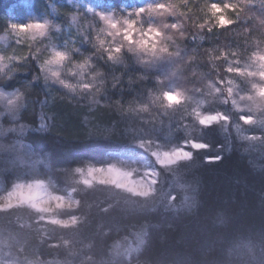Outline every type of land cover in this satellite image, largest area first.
<instances>
[{"label":"trees","instance_id":"trees-1","mask_svg":"<svg viewBox=\"0 0 264 264\" xmlns=\"http://www.w3.org/2000/svg\"><path fill=\"white\" fill-rule=\"evenodd\" d=\"M163 2L171 5L176 15L146 16L144 23H177L178 29L168 30L173 39L167 44L170 51L186 49L184 61L174 66L161 60L149 67L154 58L147 56L143 64L125 58L122 64L109 62L103 67L97 66L96 60L84 69L73 66L72 71L82 73L79 79L84 82L92 81L94 74L97 87L99 80H104L97 105L89 102L87 93L45 89L42 81L33 86L31 61L20 57L34 52L32 44L43 37L32 31L14 32L7 26L45 19L59 24L60 32L54 35L60 43L79 50L75 58L79 65L91 55L90 46L84 44V36L91 30L79 12L87 7H139L147 0H0V90L11 92L16 86L28 93L22 118L5 110L7 99L0 101V196H6L16 182L42 180L52 195L78 201L72 210L41 212L23 202L30 200L21 199L11 210L0 212V264H264V142L242 141L231 128L206 129L198 138L210 147L192 150L197 159L191 163L182 160L170 168L160 167L162 191L148 199L128 196L116 180L105 184L86 171H74L119 164L130 172L129 179H146L149 170L158 165L136 141L164 140L169 126L175 128L184 111H166L159 101L148 100L147 90L154 78L175 70L183 88L199 87L206 92L207 83L218 75L213 64L220 75L227 67L223 59L216 60L221 53H228L233 63H248L253 53L264 52V0ZM212 3L238 5L235 12L232 8L223 12L234 24L217 26L209 11ZM69 12H76L74 21L68 20ZM62 67L63 63L54 65L52 70ZM9 80L11 84L4 88ZM66 82L76 84L77 77ZM236 83L248 87L245 82ZM46 97H55L43 105L44 113L52 119L47 129H41V101ZM193 98L206 100L205 108L230 107L214 96L197 94ZM133 100L148 103L149 110L126 111L138 106ZM114 110L125 115L117 118ZM85 115L89 116L87 126L82 122ZM112 120L115 125L106 123ZM21 125L25 126L22 132ZM183 139L182 131H174L167 142L171 147ZM219 156L224 159L203 162L204 157ZM156 186L161 188L160 183ZM73 216L81 218L75 227L52 223Z\"/></svg>","mask_w":264,"mask_h":264},{"label":"snow or ice","instance_id":"snow-or-ice-1","mask_svg":"<svg viewBox=\"0 0 264 264\" xmlns=\"http://www.w3.org/2000/svg\"><path fill=\"white\" fill-rule=\"evenodd\" d=\"M250 2V0H249ZM238 5L232 3H212L209 11L211 12L212 17L215 18V23L221 28H227L234 24L232 19H226L223 12L229 8H232L235 12ZM139 12L143 17L145 15L153 18H163L165 16L171 15L175 16L176 13L171 5H167L163 0H147V3L144 6L134 7L133 13ZM236 15L239 16V12H236ZM75 19V17H74ZM49 20L41 21H29L26 23H11L7 27L11 31L24 33L27 31H32L40 36L44 35L49 28ZM132 29L135 28L134 22H131ZM157 23L153 22V27L149 28L145 34V42L142 46L145 51L150 53V56L153 57L152 65L161 60H167L172 65L176 66L177 61H184L185 56H187V50H180L177 48L176 51H170L167 46L157 47V41L159 36L157 35L158 29L155 27ZM168 30L178 29L177 23L166 24ZM204 27V25H200ZM131 31V29H130ZM211 31V29H209ZM181 35L183 33L181 32ZM130 39L134 41V35L130 36ZM103 43V41H101ZM108 56H111L112 64H122L124 63L123 56L126 55L123 53L121 48H110ZM228 53H221L220 56L216 57V60L223 59V64H226L227 67L224 70V74L220 75V69L213 64V69L218 73L215 81H209L206 85L207 91L205 92L202 88L198 94L200 96H214L219 99L223 105H229L228 110L221 108H205L204 99H194L191 96L186 97V88H183L180 81L177 79L178 72L175 70L168 71L161 76L154 78V84L152 88L147 90L148 100L151 102L159 101L162 106L167 111L168 109L175 110L179 108L183 102L188 99L192 101V106L184 107L183 115L181 122L173 128L171 125L168 128L167 135L164 140L153 141L151 139L137 140L136 143L138 147L147 151L149 155L162 167L170 168L173 164L179 163L182 160L190 159L194 155V151H199L210 147L203 139L198 138L202 137L206 129H210L213 126H219L224 131H228L229 128L234 129L238 139L248 142H264V64H261V61H264V52L253 53L249 57L248 63H233L228 60ZM231 55H236V53H231ZM65 54L64 52H54L49 60L51 65H61L64 63ZM24 60L25 58L20 57ZM191 59V57H189ZM89 64L88 60H85L83 63L78 65V68L84 69L86 65ZM223 66V65H222ZM250 69H255V71H250ZM49 71L55 77L56 73ZM100 74L97 72V76ZM79 76H82V73H79ZM226 76L231 78L226 79ZM146 79V77H143ZM79 85L80 88H84L86 91L80 92L78 90L77 84L68 83L64 80L60 81L61 86L66 90L68 94L81 95L87 93L89 102L91 104H99V94L101 93L104 80H99V87L93 86L94 81L84 82ZM96 80V79H95ZM245 82L248 87H241V84L238 85L236 81ZM115 86V84L113 85ZM195 90V89H193ZM243 93V94H241ZM11 97V99H8ZM4 99L8 100L9 111L17 110L23 104V98L18 93H6L3 90H0V101ZM55 97L45 98L41 101L42 111L39 116V126L41 129H47L48 121L52 119L51 115H47L43 111V105L52 102ZM117 104L120 102L117 101ZM131 103L137 104V107H129L126 111H139L147 112L148 103L133 100ZM194 105V106H193ZM190 109V110H189ZM251 129H259V133L251 132ZM13 131L15 129H12ZM25 126L21 125L20 131H24ZM174 131H182L184 133V139L180 144L173 145L169 147L167 141H170L172 133ZM197 135H193V133ZM251 133V135H245V133ZM155 143V148L153 144ZM218 157H209L210 160L217 159ZM75 173L81 174L86 171L87 175L92 173L103 172V176L97 177L98 179H104L105 177H129L130 172L122 169L119 164H111L103 166L100 168L89 166L86 170L81 168H76ZM83 182L85 185L89 181L84 178ZM108 182H114L109 180ZM118 187L124 188L129 191L137 192V189H129L127 184H117ZM183 187V185H180ZM31 192L33 196L38 195H47L51 199L61 201L63 198L60 196H52L48 190V185L42 180H33L31 182H16L11 190L6 194V196L0 198L3 200V203H0V212H6L12 209L14 204L21 203L15 199L21 193ZM151 192V189L145 187L142 192H139L142 196H148ZM71 199V196H69ZM29 203L33 209L39 210L41 212H47V209L42 208L40 203L34 201H23ZM78 204V201L72 200V207L75 208ZM41 220L44 219L43 216L40 217ZM80 217L73 216L70 219H55L52 221L56 226L68 228L75 227L80 220Z\"/></svg>","mask_w":264,"mask_h":264},{"label":"clouds","instance_id":"clouds-1","mask_svg":"<svg viewBox=\"0 0 264 264\" xmlns=\"http://www.w3.org/2000/svg\"><path fill=\"white\" fill-rule=\"evenodd\" d=\"M129 9H131V11H129ZM133 9L134 7L126 8L123 6L104 8L103 10H99L93 7H87L86 11L78 13L84 21H87L91 30L89 34L84 36V44L90 46L87 50L89 51V53H91V55L85 57V60L89 61V67L92 66L90 63L92 60H96L97 66L99 67L109 66V61H111L112 57L108 56L107 53L110 48H121L123 50V53L126 54L123 56V60L125 58H132L138 64H143L145 62V57L150 56V53L148 51H145L142 46L145 42V34L147 30L149 28H152L154 25L152 22H149L147 25H145L144 17H146L147 15L142 17L139 12L133 13ZM74 13L76 12L67 13L68 20L70 17L73 21L76 19V15ZM239 18L240 17L237 16V19ZM130 21L134 22V29H132V24L130 23ZM93 25H95L94 28ZM155 27L159 30L157 35L160 37L157 41V47H168L167 42L173 39V33H170L168 31L166 24H156ZM54 32H60L59 24H53V22L50 21L48 30L45 32L44 35L41 36L43 37V40L33 43L32 48L34 49V52H31L30 55L25 58L30 59L32 64V85L35 86L37 83H41L42 81L41 86L45 89L49 87H59L64 89L61 86L60 81H67L69 80V77L76 76L78 81L76 83L78 85V90L80 92L86 91L84 88L79 87V85L83 83L79 79V73H75L72 71L73 66L78 67L75 58L77 57V53L79 50L69 48L66 43H60V38L57 35H54ZM133 35L134 41L130 39V36ZM45 41H47V43H45ZM101 41H103V43H101ZM57 51L64 52L65 58L63 67L60 68L59 71H53L52 67L54 65L49 64V60L53 53ZM55 66L59 67L60 65ZM49 69H51L52 72L56 73L55 77L52 75ZM92 81H94L93 86H95V74L92 77ZM9 84H11L10 80L5 82L4 88H8ZM14 87V91L6 93H18L24 101L28 93L26 91H21L19 87ZM187 90L188 91L186 92V97H195L200 91V88L194 87ZM189 103H192V101L186 99L179 108L184 109V107ZM204 103L206 104L207 101L204 100ZM219 103L222 104L220 101ZM5 110L8 112H12L14 118H22L23 112L21 110L26 111V106L23 103L17 110L9 111V106L5 105ZM123 115H125V113L115 111V116L117 118H121L123 117ZM88 121L89 116L85 115L82 117V122L85 123L86 126ZM106 123H111L115 125L116 120H112ZM196 159L197 157L193 155L190 159L184 160L183 162L191 163ZM223 159L224 156H219L217 159L212 160H210L208 157H204L203 162L205 164L216 163ZM156 164L158 165V167L153 168L148 172V174H150L156 179L154 182H151L147 186L142 184L139 180L129 179V177H119L117 178L116 183H126L129 189L139 188V192H142L145 187L151 188V192L148 196H142L139 194V192L127 190L126 194L128 196L136 197L137 199H148L149 197H155L158 193L162 191L163 186V181L161 180V172L159 170L162 166H160L157 162ZM157 183L161 184V188H157ZM121 190H124V188H121ZM21 196L27 199H32L33 195L31 192H28L21 193ZM193 207L195 208L196 205L194 204Z\"/></svg>","mask_w":264,"mask_h":264},{"label":"rangeland","instance_id":"rangeland-1","mask_svg":"<svg viewBox=\"0 0 264 264\" xmlns=\"http://www.w3.org/2000/svg\"><path fill=\"white\" fill-rule=\"evenodd\" d=\"M90 176L93 179L97 180L98 182L105 183V184L114 183L115 180H117V178H119L118 176H114V177H105L104 179H98L97 177L103 176V172H100V173H95L94 172ZM109 180H113L114 182H108ZM139 181L142 184L147 186L151 182L154 181V177H152L150 174H147L146 179H142V180H139ZM149 189H150V187H149ZM139 191H140V189L137 188V192H139ZM52 196H56V195H52ZM2 197H4V196H0V198H2ZM15 199L21 200V199H27V198H24L21 195H19ZM28 200L34 201L36 203H40L42 208L47 209L48 212H55L56 210H61V209H63V210H72L73 209L72 201L67 199V198L66 199L63 198L61 201H57V200L51 199L47 195H38V196H32V199H28ZM0 203H3L2 199H0Z\"/></svg>","mask_w":264,"mask_h":264}]
</instances>
